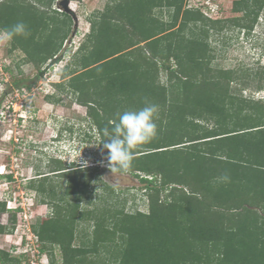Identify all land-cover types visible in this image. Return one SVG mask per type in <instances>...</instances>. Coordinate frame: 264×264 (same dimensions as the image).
<instances>
[{
    "label": "trees",
    "instance_id": "1",
    "mask_svg": "<svg viewBox=\"0 0 264 264\" xmlns=\"http://www.w3.org/2000/svg\"><path fill=\"white\" fill-rule=\"evenodd\" d=\"M52 1L0 2V28L27 25L29 35L10 44L37 67L35 80L48 61H61L72 26L69 14L51 10ZM183 3L108 0L89 16L86 39L60 71L71 76L64 87L87 109L98 145L110 121L147 103L158 106L157 135L133 150L126 172L143 183L146 212H125L114 201L82 208L87 173L96 177L97 166L52 159L53 168L36 170L28 188L52 211L31 231L50 264L55 247L61 264H264V99L243 95L264 90V66L212 68L208 41L210 30L232 26L249 34L264 0H235L238 15L224 20ZM13 85L30 89L33 82ZM224 174L229 182L217 179ZM101 187L115 198L112 186ZM7 210L0 201V214ZM13 229L0 224V233ZM20 262L0 250V264Z\"/></svg>",
    "mask_w": 264,
    "mask_h": 264
},
{
    "label": "rangeland",
    "instance_id": "2",
    "mask_svg": "<svg viewBox=\"0 0 264 264\" xmlns=\"http://www.w3.org/2000/svg\"><path fill=\"white\" fill-rule=\"evenodd\" d=\"M64 1L53 0L51 10L69 14L71 30L57 53L61 61L55 65L50 61L44 64L41 68L44 74L39 79L35 80L37 67L27 61L22 51L11 49L10 43L0 45V201L5 202L6 208L9 203L13 209L0 214V224L14 228L0 233V250L20 258V264H50L48 255L38 251L39 243L31 226L38 219H49L52 210L37 201L36 193L28 188V180L34 177L36 170L47 172L53 168L52 159L61 160L66 166L84 167L83 162L87 161L86 167H98L96 177L91 176L90 171L87 173L92 182L82 199V208L109 207L114 201L125 212L147 211L143 183L130 173L110 172L106 150L98 145L96 130L88 126L87 109L76 102L74 94L66 91V82L71 76L64 79L60 75L90 31L89 16L102 11L108 0H68L66 8ZM234 1L184 0L183 7L199 8L212 20H224L238 15L232 11ZM208 41L212 68L264 66V10L249 34L232 26L219 34L210 30ZM145 53L150 55L148 51ZM21 79L33 82L32 87H13L14 82ZM60 83L65 89L55 87ZM231 87L236 88V85L233 83ZM252 88L244 90L243 95L264 99V90L255 93ZM101 183L114 188L113 200ZM53 254L55 264H61L57 247Z\"/></svg>",
    "mask_w": 264,
    "mask_h": 264
},
{
    "label": "clouds",
    "instance_id": "3",
    "mask_svg": "<svg viewBox=\"0 0 264 264\" xmlns=\"http://www.w3.org/2000/svg\"><path fill=\"white\" fill-rule=\"evenodd\" d=\"M27 35V25L18 21L11 26L0 28V45L10 43L17 36ZM157 112V105L147 103L138 110L124 111L118 119L110 121L111 128L102 129L101 143L103 149L107 150V166L111 173L128 172L134 159L133 150L150 142L157 135ZM87 164V161L83 162L84 167ZM217 179L220 182H229L230 177L224 174ZM7 208L13 210L9 203Z\"/></svg>",
    "mask_w": 264,
    "mask_h": 264
},
{
    "label": "water",
    "instance_id": "4",
    "mask_svg": "<svg viewBox=\"0 0 264 264\" xmlns=\"http://www.w3.org/2000/svg\"><path fill=\"white\" fill-rule=\"evenodd\" d=\"M67 2H68V0H65L64 2H63V6L66 8V6H67ZM75 20V19H74Z\"/></svg>",
    "mask_w": 264,
    "mask_h": 264
},
{
    "label": "built area",
    "instance_id": "5",
    "mask_svg": "<svg viewBox=\"0 0 264 264\" xmlns=\"http://www.w3.org/2000/svg\"><path fill=\"white\" fill-rule=\"evenodd\" d=\"M204 13H205V14H207L206 12H204ZM204 13H203V14H204ZM205 14H204V15H205ZM205 16H207V17H208V16H209V14H207V15H205Z\"/></svg>",
    "mask_w": 264,
    "mask_h": 264
},
{
    "label": "bare ground",
    "instance_id": "6",
    "mask_svg": "<svg viewBox=\"0 0 264 264\" xmlns=\"http://www.w3.org/2000/svg\"><path fill=\"white\" fill-rule=\"evenodd\" d=\"M2 174V172H0Z\"/></svg>",
    "mask_w": 264,
    "mask_h": 264
}]
</instances>
